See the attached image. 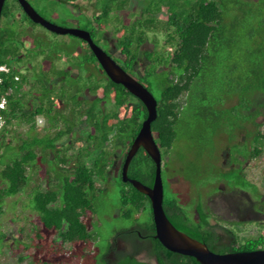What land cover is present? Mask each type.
<instances>
[{"label": "trees", "instance_id": "16d2710c", "mask_svg": "<svg viewBox=\"0 0 264 264\" xmlns=\"http://www.w3.org/2000/svg\"><path fill=\"white\" fill-rule=\"evenodd\" d=\"M65 1L76 5L84 0ZM86 1L98 12H81L88 21L85 30L95 43L111 50L105 34L112 31L117 53L101 47L157 100L158 116L151 127L162 161L171 157L177 142L185 140L191 145L199 137L204 140L199 145L201 155L205 140L212 143L215 136L227 133L232 167L219 171L214 184H225L231 198L261 200L243 165L249 157L261 155L264 142V0H135L133 10V0ZM14 11L21 15L16 17ZM2 18L6 19L3 23ZM37 26L41 25L25 14L17 0H6L0 20V64H6L10 72L2 74L1 92L19 88V81L28 82L27 75L15 79L21 64L32 66L34 62L37 78L34 87L31 85V92L35 91L31 105H23L24 95L9 92L3 112L0 227L1 217L8 211L7 200L18 196L23 210L40 217L41 229L34 228L37 238H43L41 232H55L53 243L73 245L83 264H152L138 258L141 252L156 264H200L192 256L168 250L155 238L150 198L123 181V164L148 116L146 106L106 75L85 41L62 35L78 41L79 49H71L70 41L51 39ZM24 40H30V48ZM61 58L66 61L63 67L58 62ZM42 62L50 68L45 70ZM235 97L237 103L230 104ZM130 99L134 100L130 112L121 116L120 109ZM38 115L47 120L44 132L38 129ZM15 121L29 124L22 138L5 136ZM242 131L248 141L240 143L237 138ZM66 135L71 142L60 146L58 140ZM76 141L81 147L72 156L69 151ZM117 160H121L119 174L110 176ZM163 165V207L179 230L219 253L264 249V234L240 239L206 208L202 193L193 206L183 204L172 189L170 176H163ZM155 173V162L141 147L131 160L128 176L153 186ZM112 178L119 183L117 202L107 198ZM17 203L14 201L11 212ZM256 208L251 202L244 211ZM109 217L132 223L129 229L116 231L113 240L123 237L140 242L114 261L106 257L112 239L103 253L98 252L102 219ZM87 241L95 244L90 252L83 248ZM35 245L38 251L29 264L63 263L61 257L42 253L41 245ZM98 255L101 261L96 259Z\"/></svg>", "mask_w": 264, "mask_h": 264}, {"label": "rangeland", "instance_id": "374dc122", "mask_svg": "<svg viewBox=\"0 0 264 264\" xmlns=\"http://www.w3.org/2000/svg\"><path fill=\"white\" fill-rule=\"evenodd\" d=\"M28 1L46 19L63 27L85 29L88 21L81 12L84 11L88 15L98 12L96 8L91 6L93 4L87 3L86 0L79 2L77 5H72L71 3L68 4L65 0ZM135 4L136 1L133 0L132 6L130 7L131 10L134 9ZM18 11L21 12V10ZM18 11L17 13L14 11L16 13V17L20 15V12ZM128 20L129 19H127V21ZM5 21L6 19L2 18V23ZM25 25L27 26L29 24L27 23ZM37 27L41 32L47 34L49 38L54 39L55 37H58L57 39H64L68 42L70 41V45L73 46L71 49H79L78 41L67 36H55L45 28L41 26ZM105 38L111 41L110 44L112 50L108 49L106 44L102 43L101 46L109 52L112 51L113 53H117L112 31L108 30L105 34ZM147 46L151 47L146 44L145 47ZM58 62L60 67H63L66 64V61H63L62 58L61 60H58ZM45 68H49L48 63L45 65ZM32 73L33 72H31V74ZM237 100L238 98L235 97L229 101V103L235 104L237 103ZM133 102L134 100L130 99L126 106L120 109L121 116L130 112V107ZM44 119L45 121L43 122ZM44 119L42 117V121L40 120L38 124V129L42 132H44L43 129L47 126V120L46 118ZM50 132L54 133V130H51ZM194 138L195 139L191 145H189L185 140L177 142V144H175L170 151L171 157H167L163 160V164L165 163L166 165V167L163 165V176L165 179H167V175L170 176L172 189L180 194L183 204L189 207L193 206L194 201L199 198L198 194L202 193L205 205L209 206L218 222L223 226L232 229L240 239L264 234V142L262 145L261 155L257 158L249 157L244 160L243 165L247 178L257 186L258 192L262 195V198L261 200H249L246 196H241L242 200H239V197H230V190L225 184H214L215 181H218L219 171H227L232 167L231 155L228 149V134H218L215 136L214 142L212 143L205 140L206 143L201 155L199 153V145H201V141L204 140H201L199 137ZM237 141L240 143L248 141L243 131L239 133ZM70 142L71 139L68 135L58 140L60 146L68 145ZM80 147L81 142L76 141L70 149L69 154L72 156L76 155ZM109 148L112 149L113 146L110 144ZM230 148L232 150V147ZM120 163L121 160H117L115 162V166L110 169V176L119 174ZM39 173L41 177H44L45 169L43 168ZM179 177H186V181L182 182ZM117 181L118 180L115 178H112L110 181L112 188L109 190L107 198L112 202L115 200L117 202L118 200L117 192L119 183ZM187 181L191 184L186 183ZM219 186L222 188V191L217 192V188ZM16 200H18V203L13 212H11L10 209L11 207H14V201ZM20 200L21 198L18 196L11 197L7 200V204H5V211H8H6L7 213L5 212L1 217L0 264H29L34 260V255L38 251L35 244L41 245L42 253H52V255L58 257L69 255L71 253V248H69L70 246H67L62 242H57L56 244L53 243L55 232H41L43 238H37L34 228L38 227L41 229L42 225L40 217L28 209L23 210L24 207H22ZM237 200L242 202L240 205V216H235L237 211L232 210L230 206L232 203H234V205L237 204ZM251 202H253L255 207L260 209L263 213L262 215L256 216L255 214L243 212ZM102 220L103 239L100 241V247L98 249V252L101 250V253H103V247H105L108 241L115 237L116 231H125L132 226V223L129 220L122 218L109 217L108 219ZM84 247L86 251L90 252L93 250L92 242L87 241ZM100 255H98L96 259L100 260ZM138 258L149 261L152 264H156L155 260L148 257L146 254H143ZM62 264H83V262L79 258H74L70 261L63 262ZM94 264L99 263L95 261Z\"/></svg>", "mask_w": 264, "mask_h": 264}, {"label": "water", "instance_id": "95a60500", "mask_svg": "<svg viewBox=\"0 0 264 264\" xmlns=\"http://www.w3.org/2000/svg\"><path fill=\"white\" fill-rule=\"evenodd\" d=\"M6 0H0V20ZM25 14L36 24L59 35H72L85 41L106 75L115 83L122 84L130 93L146 106L148 116L142 128L127 152L122 178L130 182L137 190L146 194L151 201L155 222V238L168 250L194 257L200 264H264V249L254 251H237L219 253L207 245L179 230L168 218L164 207V182L162 177V153L155 141L151 124L157 118V100L155 96L138 79L128 73L112 56L93 40L89 31L80 28L56 25L42 16L28 0H18ZM143 148L156 164L153 186L143 184L128 176L131 160L140 148Z\"/></svg>", "mask_w": 264, "mask_h": 264}, {"label": "crops", "instance_id": "0c3cea01", "mask_svg": "<svg viewBox=\"0 0 264 264\" xmlns=\"http://www.w3.org/2000/svg\"><path fill=\"white\" fill-rule=\"evenodd\" d=\"M24 43H25V46L26 47H29L31 46V42L30 40H24ZM47 64V62H45V65ZM49 64V63H48ZM45 65H44V69L47 70L45 68ZM33 66H35V63L33 62L32 63V66L31 64L27 65V66H22V64L20 65V74H18V77L19 79L22 80V78H24L26 75H27V78H28V82H24V84H20V81L18 82L19 85H21L19 88H17V86L15 87H10L11 88V93H14V92H17L19 95H24V102H23V105H31V102L33 100V93L35 92L33 90V92H31V85L35 84V79L37 78V74H36V71L34 70ZM49 68H50V65H49ZM48 68V69H49ZM31 72L33 73L31 74ZM23 76H22V75ZM34 87V85H33ZM17 90V91H16ZM42 117L44 118L43 115H38L36 117V123H37V126H39V121L41 120L42 121ZM29 128V124L26 123L25 121H22V122H14L13 124L9 125L7 127V130L5 131L6 134L5 136L11 138L13 137L15 139L16 135H19L20 138H22L21 136H25V134L28 132V129ZM13 139V140H14Z\"/></svg>", "mask_w": 264, "mask_h": 264}, {"label": "flooded vegetation", "instance_id": "af4514ba", "mask_svg": "<svg viewBox=\"0 0 264 264\" xmlns=\"http://www.w3.org/2000/svg\"><path fill=\"white\" fill-rule=\"evenodd\" d=\"M65 2L68 3V4H70L68 1H65ZM87 3H90V2L87 1ZM91 6L93 7V5H91ZM82 12H84V11H82ZM19 14H17V15H19ZM42 65L44 67L45 62H42ZM205 206H206L207 209L210 210L209 206H207V205H205ZM230 206H231L232 210H236L237 211V213L235 214V216H240V210H241L240 208L241 207L238 205V202L235 205H234V203H232V205H230ZM243 212H245V213L248 212V213H251V214H255L256 216H260V215L263 214L260 211L259 208L253 209L252 212L251 211H247V210L246 211H243ZM241 214H243V213H241ZM88 242H91V241H88ZM139 243H140L139 241H137L136 243H133L132 240L130 241L127 238L116 237L114 240L113 239L111 240V246H110L109 250L106 252V257L109 260L114 261L120 255H124V254L130 253L131 251H133L135 249L136 244L138 245ZM92 244H93L92 249H94V245L95 244L93 242H92ZM66 245L67 246H70L69 248H71V253L69 255H66V256L61 257V259L63 258V262L70 261V260H72L74 258H79L82 261V258L81 257H78L76 254H74V251H75L74 248L75 247L73 245H70V244H66ZM84 246H85V244L83 245V248L85 249ZM141 255H143V252H141V254L139 256H141Z\"/></svg>", "mask_w": 264, "mask_h": 264}, {"label": "built area", "instance_id": "2783aa9c", "mask_svg": "<svg viewBox=\"0 0 264 264\" xmlns=\"http://www.w3.org/2000/svg\"><path fill=\"white\" fill-rule=\"evenodd\" d=\"M10 72V68L6 65V64H0V103H2L4 105L3 108H0V128H2L5 125V116L3 114V112L6 110L7 105H8V95L9 92H5L2 93L1 92V85L4 81L3 79V73H9ZM16 80H19V77L16 76L15 77Z\"/></svg>", "mask_w": 264, "mask_h": 264}, {"label": "clouds", "instance_id": "9594fccd", "mask_svg": "<svg viewBox=\"0 0 264 264\" xmlns=\"http://www.w3.org/2000/svg\"><path fill=\"white\" fill-rule=\"evenodd\" d=\"M10 88V87H9ZM11 91V88L9 89V92ZM4 107V105L2 104V103H0V108H3ZM45 118V117H44ZM43 118V119H44ZM45 121V119L43 120V122Z\"/></svg>", "mask_w": 264, "mask_h": 264}]
</instances>
